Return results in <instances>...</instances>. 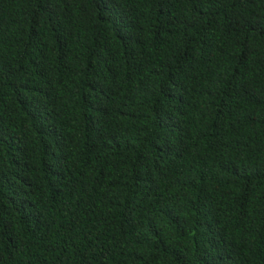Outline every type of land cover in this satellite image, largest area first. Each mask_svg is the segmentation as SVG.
I'll use <instances>...</instances> for the list:
<instances>
[{"label": "trees", "instance_id": "1", "mask_svg": "<svg viewBox=\"0 0 264 264\" xmlns=\"http://www.w3.org/2000/svg\"><path fill=\"white\" fill-rule=\"evenodd\" d=\"M0 264H264V0H0Z\"/></svg>", "mask_w": 264, "mask_h": 264}]
</instances>
